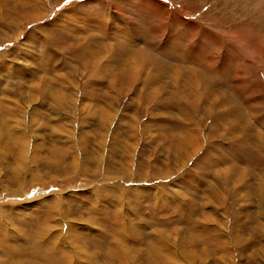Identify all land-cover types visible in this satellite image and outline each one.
Returning <instances> with one entry per match:
<instances>
[{"label": "rangeland", "instance_id": "1", "mask_svg": "<svg viewBox=\"0 0 264 264\" xmlns=\"http://www.w3.org/2000/svg\"><path fill=\"white\" fill-rule=\"evenodd\" d=\"M0 264H264V0H0Z\"/></svg>", "mask_w": 264, "mask_h": 264}, {"label": "bare ground", "instance_id": "2", "mask_svg": "<svg viewBox=\"0 0 264 264\" xmlns=\"http://www.w3.org/2000/svg\"><path fill=\"white\" fill-rule=\"evenodd\" d=\"M2 18V17H1Z\"/></svg>", "mask_w": 264, "mask_h": 264}]
</instances>
